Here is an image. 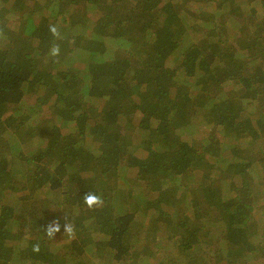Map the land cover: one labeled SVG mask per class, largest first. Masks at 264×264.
I'll return each instance as SVG.
<instances>
[{
	"label": "trees",
	"instance_id": "16d2710c",
	"mask_svg": "<svg viewBox=\"0 0 264 264\" xmlns=\"http://www.w3.org/2000/svg\"><path fill=\"white\" fill-rule=\"evenodd\" d=\"M87 251L264 264V0H0V264Z\"/></svg>",
	"mask_w": 264,
	"mask_h": 264
},
{
	"label": "rangeland",
	"instance_id": "374dc122",
	"mask_svg": "<svg viewBox=\"0 0 264 264\" xmlns=\"http://www.w3.org/2000/svg\"><path fill=\"white\" fill-rule=\"evenodd\" d=\"M131 2V1H130ZM132 3V2H131ZM20 15L17 13V12H15V10H12L11 11V13H10V15H9V17H8V19H9V21L7 20V22H8V25H14L13 23L18 19V17H19ZM186 23H187V21H186ZM105 42H107V46H109L111 49H115L116 48V46H117V40L116 41H113V40H110V39H106V41ZM88 57V56H87ZM78 66H80V65H78ZM81 66H83L84 67V64H81ZM79 67V68H82V67ZM79 70V69H78ZM229 89L231 88L230 86L228 87ZM252 111H254V110H252V109H249V111L247 112V114H249L250 115V112H252ZM199 114H195V116L193 117V120L195 119V120H199L200 121V118H199ZM46 126H49V123L48 124H46ZM191 130V129H190ZM189 130V131H190ZM198 131V133H196ZM200 135V137L202 138V137H204V134H205V131H204V129L203 130H201V129H198V130H194V128L192 129V132L191 133H185V139L187 138V139H189V137H192V136H198L199 137V135ZM16 137H18L17 135H12V134H8V136H6V138H7V141H9L10 143L9 144H20L19 143V141L17 140V138ZM34 137H36V140L35 141H46V139H45V136L44 135H39L38 137L37 136H34ZM26 140V139H25ZM25 143V142H24ZM23 143V144H24ZM231 144L232 143H229V147L231 146ZM22 145V144H21ZM26 147H28L27 145H25ZM244 146H245V144H244ZM26 149H28V148H26ZM246 149H248L247 147H245V150ZM244 150V152H247V151H245ZM227 153L228 154H230V151L228 150L227 151ZM246 154V153H245ZM244 154V155H245ZM137 155L139 156V157H144V154H143V152L140 150V151H138L137 152ZM15 158H14V156H13V154H11L10 155V163H11V165L12 164H14L17 168H15L14 169V172H13V176L14 177H16L17 179H20L21 180V177H22V170H23V168H21L20 167V163L19 162H16L15 160H14ZM18 165V166H17ZM201 174H202V172H199L198 174H196V176H195V178L197 179V178H200V176H201ZM21 175V176H20ZM141 218H140V220L139 221H142V222H144V218L145 217H143V216H140ZM59 218V217H58ZM59 219H61V221H62V223L65 221V218L63 217V218H59ZM58 222H59V220L57 221V220H53V222H52V224H51V227H52V229L54 228V227H57L58 226ZM60 223V222H59ZM145 226H147V222H146V224H145ZM51 227H50V229H51ZM63 229L65 228V226L64 227H62ZM49 230V229H48ZM54 232V234H56V231H53ZM56 235H58V237H59V234H56ZM145 243H148L147 244V246H150V243L149 242H144L143 244H145ZM92 245H90V247H91ZM213 247V246H212ZM54 250V252H56V253H64V252H67V251H65L64 249H63V247L62 248H59V247H56V248H54L53 249ZM80 257H82L83 259H84V262H81V261H77L75 264H102V263H98V259L96 258V259H94L93 260V256L91 255V254H89V252L87 251V253H83ZM161 257L164 259V258H166L167 257V255L165 254V253H162V254H159V255H157L156 257H154V256H141L140 258H138V260H137V264H159V261H160V259H161ZM104 264H110V263H106V262H104Z\"/></svg>",
	"mask_w": 264,
	"mask_h": 264
},
{
	"label": "clouds",
	"instance_id": "9594fccd",
	"mask_svg": "<svg viewBox=\"0 0 264 264\" xmlns=\"http://www.w3.org/2000/svg\"><path fill=\"white\" fill-rule=\"evenodd\" d=\"M50 31L53 33H56L57 29L53 26ZM84 203L90 208L94 209L96 207H99L102 204V198L99 195H96L95 193H87L84 197ZM58 231V229H56ZM65 230L68 232H71L70 226L66 225ZM48 234L51 237L54 233L52 229L48 230Z\"/></svg>",
	"mask_w": 264,
	"mask_h": 264
}]
</instances>
